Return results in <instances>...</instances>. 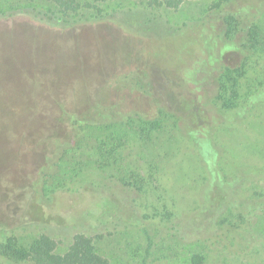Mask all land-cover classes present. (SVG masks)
Returning a JSON list of instances; mask_svg holds the SVG:
<instances>
[{
    "label": "rangeland",
    "instance_id": "rangeland-1",
    "mask_svg": "<svg viewBox=\"0 0 264 264\" xmlns=\"http://www.w3.org/2000/svg\"><path fill=\"white\" fill-rule=\"evenodd\" d=\"M214 1L185 0L167 9L109 0L99 4L96 17L65 23L51 15L48 0H0V241L11 235L26 243L46 233L62 252L82 232L111 264H264V210L246 213L251 216L241 221L228 215L224 203L216 219L221 217L229 233L215 245L211 241L220 228L205 222L194 232L184 222L185 229L172 232L171 222L160 220L162 210L136 193H126L121 210L129 221L113 222L90 208V191L122 188L114 181L105 188L97 184L101 174L90 163L94 157L62 154L94 128L95 118H116L107 130L125 135L127 112L154 117L182 101L186 88L174 70L179 55L170 51L169 41L184 21L204 17ZM43 12H49L46 21L40 19ZM238 58L233 50L223 54L233 67ZM176 134L162 129L155 142L169 149ZM258 137L264 154V130ZM76 160L84 166L74 168ZM67 173L96 184L68 183ZM257 178L264 189V175ZM249 182H241L235 198L253 194ZM250 231V242L238 240L239 233ZM194 253L202 256L198 263L192 262ZM0 264L25 263L0 256Z\"/></svg>",
    "mask_w": 264,
    "mask_h": 264
},
{
    "label": "trees",
    "instance_id": "trees-1",
    "mask_svg": "<svg viewBox=\"0 0 264 264\" xmlns=\"http://www.w3.org/2000/svg\"><path fill=\"white\" fill-rule=\"evenodd\" d=\"M48 1L54 6L49 9L51 15L74 23L96 17L101 13L99 4L109 0ZM140 1L149 8L177 9L185 0ZM263 12L264 0H216L204 17L184 21L169 41L170 51L175 50L183 61L174 68L179 84L186 88L182 101L170 109H160L154 117L127 112L125 135L115 128L107 130L113 126L108 122L116 118H95L94 128L74 141V149L67 145L68 151L62 152L66 157H94L90 163L101 174L97 184L105 188L114 181V186L122 188L91 189L90 208L94 206L101 215L107 213L113 222L124 223L129 221L121 212L126 193H136L156 212L162 210L160 220L171 222L172 232L185 223L194 232L205 222L220 228L222 233L216 234L213 245L223 244L229 233L221 217L216 219L224 203L229 205L228 215L241 221L251 216L246 213L264 210V189L256 181L264 175V154L256 146L264 130ZM41 14L42 20L50 17L49 12ZM148 22L151 25L153 20ZM228 50L238 53L234 67L223 61ZM71 114L68 112V117ZM167 128L178 135L169 149L155 142L160 130ZM73 166L82 168L84 162L76 160ZM66 177L71 184L81 180L96 184L87 177L76 179L69 173ZM244 180L250 181L246 186L253 194L235 198ZM63 190L70 189L66 186ZM87 213L92 211L87 209ZM96 218L91 215V220ZM250 235L251 231L239 233L237 238L248 243ZM0 256L25 264H111L97 251L93 239L82 232L74 234L62 252L46 233L26 243L6 236L0 241ZM201 258L194 253L191 259L198 263Z\"/></svg>",
    "mask_w": 264,
    "mask_h": 264
}]
</instances>
